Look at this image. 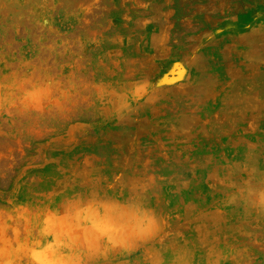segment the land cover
<instances>
[{
  "label": "rangeland",
  "instance_id": "1",
  "mask_svg": "<svg viewBox=\"0 0 264 264\" xmlns=\"http://www.w3.org/2000/svg\"><path fill=\"white\" fill-rule=\"evenodd\" d=\"M0 264H264V0H0Z\"/></svg>",
  "mask_w": 264,
  "mask_h": 264
}]
</instances>
